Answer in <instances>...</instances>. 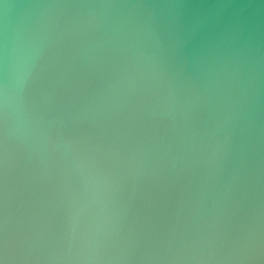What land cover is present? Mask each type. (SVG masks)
Returning <instances> with one entry per match:
<instances>
[{"label": "water", "instance_id": "obj_1", "mask_svg": "<svg viewBox=\"0 0 264 264\" xmlns=\"http://www.w3.org/2000/svg\"><path fill=\"white\" fill-rule=\"evenodd\" d=\"M0 264H264V0H0Z\"/></svg>", "mask_w": 264, "mask_h": 264}]
</instances>
